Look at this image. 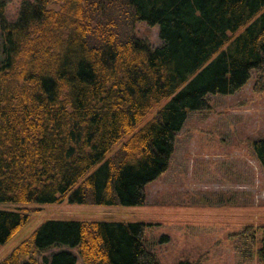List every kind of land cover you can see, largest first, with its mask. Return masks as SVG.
Returning a JSON list of instances; mask_svg holds the SVG:
<instances>
[{"label": "trees", "instance_id": "obj_1", "mask_svg": "<svg viewBox=\"0 0 264 264\" xmlns=\"http://www.w3.org/2000/svg\"><path fill=\"white\" fill-rule=\"evenodd\" d=\"M12 2L0 0V202L143 205L190 112L253 76L264 93V0H21L9 19ZM254 145L264 167V139ZM29 218L0 209V247ZM148 227L48 220L0 264L77 263L65 249L36 257L52 246L83 264H161ZM251 245L264 261V229Z\"/></svg>", "mask_w": 264, "mask_h": 264}, {"label": "rangeland", "instance_id": "obj_2", "mask_svg": "<svg viewBox=\"0 0 264 264\" xmlns=\"http://www.w3.org/2000/svg\"><path fill=\"white\" fill-rule=\"evenodd\" d=\"M20 3L13 0L8 6L9 19L17 17ZM136 29L153 46L162 43L158 26L139 22ZM253 85L254 76L234 94L211 95L209 110L189 113L170 166L147 184L143 205L0 202V209L30 216L0 247V262L48 220H88L149 224L147 245L161 264H264L251 245L264 229V167L254 145L264 139V93H255ZM165 102L151 109L137 130ZM62 249L73 251L76 264H83L77 249L69 246H52L36 257L41 261Z\"/></svg>", "mask_w": 264, "mask_h": 264}]
</instances>
